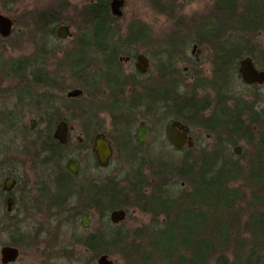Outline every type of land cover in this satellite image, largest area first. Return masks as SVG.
Here are the masks:
<instances>
[{
  "label": "trees",
  "instance_id": "1",
  "mask_svg": "<svg viewBox=\"0 0 264 264\" xmlns=\"http://www.w3.org/2000/svg\"><path fill=\"white\" fill-rule=\"evenodd\" d=\"M111 1L91 0L83 7L88 29L76 38L73 50L65 55L63 61L66 71L75 80L60 91L62 103L58 110L63 113L53 108V101L45 94L53 91L57 79L50 76L46 66L44 41V47H39L31 58L6 64V74L3 64L0 65V73L5 74V79L26 80L29 85L39 88V92L47 91L41 92L39 99L34 100L39 108L40 121L46 120L43 121L44 134L38 128L34 131L27 128L26 131L31 135L30 139H34L28 142L29 147L43 156L42 167L48 169L49 166L55 172L48 169L53 174L54 187L60 191L53 204L58 206L61 196L68 194L75 205L71 209L73 214L66 215L65 219H71L76 225L84 215L93 214L98 216V221L105 222V227L94 233L82 231L85 236L72 242L74 248L81 247L97 256L107 254L109 240L113 246H124L126 237L120 225H112L107 218L113 211L124 210L127 213L126 209L135 207L153 219L161 216L164 221L160 230L155 231L152 227L148 231L144 245L131 249L127 260L132 264H264V108L255 103L248 105L241 97L228 95L230 82L243 86L237 72L242 59L250 57L256 68L264 71V0H214L211 16L196 27L191 40H186V45L192 43L211 52L214 79L209 86L215 92L213 103L198 97L204 85L195 86L197 90L184 95L175 90L173 81L164 80L165 76L160 77L161 82L154 86L160 90L158 95L153 87L145 92L143 99L150 104V107H145L147 114L166 122L165 129L172 121H179L189 127L195 126L207 139L215 140L212 150L200 156L198 162L186 158L194 153L196 146L181 151L184 158L177 166L151 154L137 159L143 146L136 143L134 127L128 117L131 109L139 104L131 106V101L126 99V95L130 96L128 87L135 83L120 74L118 63L120 55L130 56L132 52L134 56L137 51L119 50V42L123 39H119L110 26L116 19L110 12ZM59 22L53 12H40L35 20L36 26L48 37L52 36V29ZM148 37L145 28L132 25L127 30L124 43L134 45ZM176 43L169 40V48L164 52L163 60L168 64L172 63V56H176L173 51ZM160 66L164 69L165 65ZM257 88L244 87L246 90ZM74 89L80 90L82 96L75 100L67 99V90ZM31 93L33 90H26L25 94ZM89 98L100 102L84 108L82 103ZM119 98L126 99L121 108ZM132 103H135L133 98ZM109 110L115 111L109 117L113 136L111 133L108 135L103 127V118L111 115ZM62 121L71 128L65 146L52 140L53 131ZM73 124L82 126L85 133L89 131L83 141L77 140V150L90 148L93 137L104 133L112 144L114 157H126L136 165L133 175L130 178L126 175L122 180L106 179L102 183L87 178L84 184H79L83 172L79 170V175L73 177L65 168L67 159H77L67 151L75 132ZM6 132L16 131L11 128ZM239 143H243L246 150L240 149V156H236L234 149L239 148ZM93 163V167L99 169L95 159ZM14 176L17 174L0 161V181ZM170 178L173 183L167 185ZM179 184L189 187L190 191L186 192L181 185L177 189ZM167 187L171 191L176 190L171 197L164 193ZM203 193L209 194L210 201L205 205L200 204ZM242 201H247L251 208L244 221L238 213L242 212L239 205ZM180 218L182 221L178 223ZM240 221L244 226H238ZM166 229H172L177 237H187L186 242L177 238L174 244L175 237H172L167 245L163 242L167 246L165 249L149 241V236H160ZM240 229L244 230L246 237L239 236L241 234L237 230Z\"/></svg>",
  "mask_w": 264,
  "mask_h": 264
},
{
  "label": "rangeland",
  "instance_id": "2",
  "mask_svg": "<svg viewBox=\"0 0 264 264\" xmlns=\"http://www.w3.org/2000/svg\"><path fill=\"white\" fill-rule=\"evenodd\" d=\"M123 2L121 16L110 23L111 29L119 36V39H123L122 42H119V50H128L129 52L136 50L143 53L148 58L150 65L147 74L138 75V77L134 69L135 59L124 64L125 56L120 55L122 58L119 67L121 74L127 81L135 83L128 89L126 88L130 94V96L126 95V99L131 101V106L139 104L138 107L131 109L128 121L133 125L134 133L140 121H145L146 127L151 129L150 136L142 145L143 147L139 149L140 153L137 155V159L151 154L163 161H171L177 166L184 158L182 157L183 153L171 152L172 148L166 141V122L163 123L159 118L156 117L157 119H155L147 114L145 107H150V104L143 98L145 92L151 87L158 95L160 90L155 89L154 86L161 82L160 77L165 76L164 80L173 81L176 84L175 90L178 89L179 93L184 95H190L192 91L197 90L195 86L204 85V90L199 92L198 97L213 103L215 92L209 86L214 79L211 52L206 47L197 46L199 52L194 50L192 55L194 44H186L192 39L196 27L211 16L214 0H123ZM88 3H91V0H0V15L15 21L14 30L9 38L4 40L0 38V65L3 64L2 69L6 74V64L22 62L31 58L39 47L41 49L44 47V41L47 56L46 66L50 76L56 77L57 82L53 85L52 92L45 90L41 92H47L45 94L53 101V108L57 109L60 114L63 113V111L58 110V105L62 103L59 100L60 91L64 87L68 88L75 81L66 71L63 61L65 55L73 50L76 38L88 29V21L85 20L82 12L83 7ZM40 12H53L60 19V22L52 29L53 33L50 37L36 26L35 20ZM132 25L145 28L149 37L134 45L125 44L124 39L127 30ZM59 26L69 27L72 37L65 41H58L55 37V31ZM169 40L177 41L176 49L173 48L176 56H172L170 59L172 63L170 64L167 60H163L164 52L169 48ZM186 40L188 41L186 42ZM163 64L165 65L163 66L164 69H161L160 65ZM5 74L2 71L0 73V161H4L7 167L20 178L17 190H20L21 196H19L20 194L17 196L22 197L24 192L27 196L20 201L22 205L19 203L14 212L7 214L4 200L0 195V249L14 244L20 253L17 264H96L100 255L92 256L81 247L74 248L72 242L75 243V240L85 236L82 231L94 233L101 230L105 227V222L98 221V216L91 214L87 218L89 227L84 229L81 226L82 217L76 225L71 219H65L66 215L71 216L73 214L71 209L75 205L68 194L61 196L58 206L53 204V199L59 197L60 191L54 187L52 183L53 174L48 169L53 173L55 172L49 166H47L48 169L42 167L40 162L43 156L38 155V150L35 151L29 147L28 142H33L34 139L32 137L30 139L31 135L26 131L30 120H38L39 108L34 100L37 101L38 96L42 93L39 92V88L29 85L26 80L22 82L14 78L5 79ZM230 85L228 95L235 98L241 97L248 105L255 103L263 105L264 108V85L258 86L256 90H246L244 87L247 86L244 84L242 86L237 82H230ZM23 89L33 90V93L22 94ZM69 91L67 90L65 96ZM31 95L34 98H31ZM24 97L28 98L25 99ZM22 98L24 99L22 100ZM132 98L135 99V103H132ZM119 99L121 108L126 99ZM99 102L94 98H89L82 105L86 108ZM111 112L115 111L109 110L110 114ZM4 113L18 116L19 126L23 125L20 130L14 128L15 137L13 133L7 134V129L3 128L4 121L7 120ZM109 117L111 118L112 114H107L103 118L105 119L103 127L108 135L113 132ZM43 121L38 120V124L42 123L37 127V130L42 134L45 132ZM72 128L75 132L67 151L77 157L79 170L83 172L78 180L79 184H84V180L87 178L90 181L102 183L106 179L122 180L126 175L129 178L133 175L136 165L132 164L130 159L120 155L113 158L108 168L95 169L91 147L77 150L76 145L77 140L78 142L83 141L89 131L85 133L86 130L82 126L77 127L74 124ZM190 129L196 147L194 153L186 158L198 162L200 156L212 150L215 140L207 139L195 126H190ZM111 135L115 134L111 133ZM16 147L18 149H14ZM239 148L243 151L245 145L239 143ZM144 174L147 175L145 172ZM1 183L2 180L0 186ZM166 183L167 185L172 184V178ZM181 187L186 192L190 191L187 186L181 185ZM164 190L166 196L170 197L176 191L175 189L171 191L169 187ZM243 192L244 194L247 193L246 190ZM209 201V194L203 193L200 204L205 205ZM239 205L243 213L240 211L238 213L241 215V220L244 221L251 213V208L247 201H242ZM77 207L76 204V210H78ZM126 210L127 217L119 226L123 236L126 237L124 246L121 245L120 248L117 245L113 246L110 240H107L108 252L103 254L108 256L112 264H132L129 259L127 260V257L132 253L131 249L136 245H144L148 231L152 227L155 228V231L160 230V225L164 221L161 216L153 219L149 214L135 207ZM262 210L264 211V207ZM107 219L109 221V217ZM173 220L176 224V220ZM181 221L180 218L178 223ZM243 221L239 222V227L244 226ZM171 230H162L163 233L160 236L158 234L149 236V241L151 240L158 246L162 245L165 249L172 237H175L174 244L177 238L181 242L182 240L186 242L187 237H177V233L174 235L175 233ZM237 232H240V237H246L243 229L237 230ZM125 247H128L130 252L128 248L125 250Z\"/></svg>",
  "mask_w": 264,
  "mask_h": 264
},
{
  "label": "water",
  "instance_id": "3",
  "mask_svg": "<svg viewBox=\"0 0 264 264\" xmlns=\"http://www.w3.org/2000/svg\"><path fill=\"white\" fill-rule=\"evenodd\" d=\"M124 6L123 0H112L110 3L111 14L114 17L121 16V9ZM14 21L11 19L0 16V38L7 39L13 30ZM56 37L60 41H64L71 37L68 27H59L56 30ZM136 69L139 73L144 74L147 70L148 63L145 57L138 56L136 60ZM238 73L241 77L242 82L246 86H262L264 84V71L256 69L254 63L250 57H246L239 62ZM82 93L79 90H73L69 92L66 97L67 99H78L81 97ZM31 129H35V122H31ZM189 134V128L180 122H172L168 127V138L172 147L180 151L183 147L188 149L193 148V142L187 138ZM150 135V130L145 128V123L141 122L136 130L135 138L137 143L143 144ZM53 140L56 141L60 146H65L68 140V126L65 122H61L57 125L56 130L53 134ZM91 151L95 157L96 164L99 168H107L112 155V147L109 141L106 139L105 135L100 133L94 136L92 142ZM234 154L236 156L240 155V149L235 148ZM66 170L71 176L76 177L78 175V164L74 160H69L66 163ZM13 181L6 179L3 182L2 190L5 193H9L12 189ZM12 201H7V212L11 211ZM126 219V213L123 210H116L110 213L109 221L112 225H119L123 223ZM82 227L87 229L89 223L87 216L82 219ZM19 256V251L12 247H3L0 250L1 264L14 263ZM96 264H112L108 259L107 255H101Z\"/></svg>",
  "mask_w": 264,
  "mask_h": 264
},
{
  "label": "flooded vegetation",
  "instance_id": "4",
  "mask_svg": "<svg viewBox=\"0 0 264 264\" xmlns=\"http://www.w3.org/2000/svg\"><path fill=\"white\" fill-rule=\"evenodd\" d=\"M194 50H196V52H199V50H197V47L196 46H192V55H193V51ZM198 54V53H197ZM196 54V55H197ZM138 56H143V57H145L146 58V60H147V63H148V67H147V70H146V72L144 73V74H141V73H139L138 71H137V69H136V60H137V57ZM133 59H135V63H134V69H135V71H136V75L138 76H144V75H146L147 74V72H148V70H149V67H150V65H149V61H148V58L143 54V53H139V52H137V54L136 55H134V56H132V54L130 55V56H125V58H124V64H126V63H128V62H130L131 60H133ZM122 61V58H121V56L120 57H118V63H119V65H121L120 64V62ZM120 74H121V72H120ZM122 75V74H121ZM123 76V75H122ZM138 76V77H139ZM21 93V92H20ZM26 93V90H23V93L22 94H25ZM26 95V94H25ZM25 99L26 98H28V97H24ZM24 98H22V100L24 99ZM5 114V117L7 118V120L6 121H4L5 122V125H3L4 127V129L6 128L7 130H9V129H11V128H17L18 130H20V129H22L23 127V125H21V126H19V121H18V116H12V114H6V113H4ZM5 118V119H6ZM32 120H34L35 122H36V128L35 129H31V121ZM32 120H30L29 121V123H28V125H27V128H30V130H36L37 129V127H38V120L40 121V118L38 117V120H36V119H32ZM18 125V126H17ZM149 129V128H148ZM189 129H190V127H189ZM167 130V129H166ZM14 135H15V133L14 132H12ZM53 133H54V131H53ZM53 133H52V136H53ZM150 134H151V129H150ZM187 138L188 139H190L192 142H193V148L195 147V142H194V139H193V135H192V132H191V129H190V131H189V134L187 135ZM168 139V138H167ZM53 140V139H52ZM12 142V141H11ZM168 143L170 144V142H169V140H168ZM192 148V149H193ZM184 150H191V149H188L186 146L185 147H183V149L182 150H180V151H178V153H180L181 151H184ZM18 176V175H17ZM6 177V178H4L3 180H2V183H1V186H0V195H1V197L3 198V200H4V204H5V207H6V205H7V201L8 200H11L12 201V206H11V211L10 212H8L7 213V211H6V213L7 214H11L12 212H14V210H15V207L16 206H18L19 205V203H20V201H22V200H24L25 199V196H27L26 195V192H24V195L22 196V197H19V196H21V194L19 193L20 192V190H17L18 189V185H19V181H20V178H19V176L18 177ZM6 179H9V180H12L13 181V186H12V189H11V191L9 192V193H5V192H3V190H2V187H3V182L6 180ZM17 194H20L19 196H17ZM21 204V203H20ZM22 205V204H21ZM1 250V249H0ZM19 256H20V253H19ZM19 256H18V258H17V260L14 262V263H8V264H17V262H18V260H19ZM0 264H1V257H0Z\"/></svg>",
  "mask_w": 264,
  "mask_h": 264
}]
</instances>
